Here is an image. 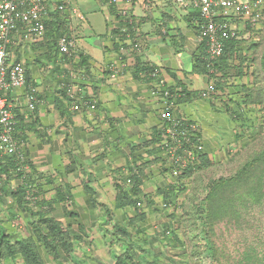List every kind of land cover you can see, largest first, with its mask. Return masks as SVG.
I'll return each mask as SVG.
<instances>
[{
	"label": "crops",
	"instance_id": "obj_1",
	"mask_svg": "<svg viewBox=\"0 0 264 264\" xmlns=\"http://www.w3.org/2000/svg\"><path fill=\"white\" fill-rule=\"evenodd\" d=\"M99 2L105 9V27L94 38L91 50L79 47L75 58L65 56L47 37L42 44L17 41L9 49L11 61L22 63L26 82L8 90L6 96L25 123L20 129L21 149L27 177L38 193L37 202L20 203L10 191L19 184L12 177L0 194L1 225L12 241L29 237L31 222L43 216L65 227L73 244L71 255L61 253L53 260L38 245L42 264H115L127 244L137 251L140 261L136 264H180L185 255L173 249L168 252L173 243L168 235L179 227L180 194L176 199L171 195V203L158 194L160 189L178 187L179 178L165 146L159 141L143 144L163 128L159 114L165 104L152 88L162 87V78L176 92L173 114L199 125V142L217 162L228 159L232 149L236 151L256 134L260 128L257 109L242 105V94L235 86H240L243 77H232V70L222 75L227 87L215 92L207 90L211 79L193 71L199 40L192 1L181 7L172 0H150L149 9L131 0ZM134 4L143 10L141 15L134 13L140 17L139 50L119 32L125 27L124 11H133ZM124 40L127 45L120 49ZM242 46L251 53L250 42ZM80 52L81 58L77 57ZM149 66L154 67L149 71ZM155 69L157 76L151 75ZM71 83L82 95L77 110L65 94ZM29 86L36 88L39 100L31 112L26 107ZM86 99L95 102L93 108L84 105ZM250 130L253 133L248 136ZM138 164L143 165L142 194L152 201L143 205L141 220L137 213L142 210L119 205L117 194V185H126L131 168ZM161 203L172 209H161ZM118 228L126 229L128 236L114 233ZM4 264L24 262L17 255L4 259Z\"/></svg>",
	"mask_w": 264,
	"mask_h": 264
},
{
	"label": "trees",
	"instance_id": "obj_2",
	"mask_svg": "<svg viewBox=\"0 0 264 264\" xmlns=\"http://www.w3.org/2000/svg\"><path fill=\"white\" fill-rule=\"evenodd\" d=\"M193 1V0H188ZM111 10L113 9L112 4L110 5ZM128 14L124 13V26L126 27V30L119 29V32L121 34V37L123 39H129L131 40V47L133 45L137 44L140 48L142 46L141 43V36L139 32V22L137 15L134 14L133 11L128 10ZM195 20H196V31H197V38L199 40V45L197 47L198 53L195 57L194 64H193V71L198 72L199 74H203L207 76L208 78L212 77L213 79L216 78L214 81V89H219L223 85L224 87H227L222 79V75H227L228 71L232 70V77L233 76H239V79L242 77H245L247 73H249L252 78H254L256 75L254 73V70L251 69V65H253L254 62V56L256 54V50L258 48L260 49V42L263 43L264 41V33L262 31L260 32L259 29V35L257 37H253L252 35L245 38V31L240 30L238 33V36L240 38H226L222 40V52L217 57L210 58L206 53V42L204 38L200 37V25H203L204 22H207L205 18H201L199 11L195 8ZM221 17H217L216 20L220 19ZM83 20V19H82ZM46 34L45 37L50 40V42L53 41L54 44H57V39L60 36H69L75 38V32L77 29L75 28L73 22H72V16L70 14V10L67 8L66 10H62L57 12L56 14L52 15V17L47 20L46 22ZM264 24V20L262 22V25ZM77 27L79 25H76ZM247 31L250 30V27L247 26ZM74 34V35H73ZM124 40L123 42V49L125 48L124 45H127V43ZM245 42L251 43V53H249L247 50L245 51L242 46V44ZM43 41H40L37 44H42ZM58 47V46H57ZM253 52V53H252ZM60 53V52H59ZM75 54H62V55H71L75 58ZM83 53L80 52L77 54V57H80ZM81 58V57H80ZM210 58V59H209ZM259 63L261 70L264 71V47L262 48V54L260 55ZM258 61L257 59H255ZM82 63V61H80ZM154 66H149V71L152 70ZM214 69L216 73H212L210 70ZM75 73L77 72L76 69L74 70ZM73 71V72H74ZM197 73V74H198ZM220 74V76H218ZM218 76V78L216 77ZM238 87L239 90H236L242 94V105L245 108H255V105L260 103L261 100H264V93L262 92V88L253 89L252 87H248L247 84L241 83ZM224 89V88H223ZM223 91H227L225 88ZM185 92V91H183ZM66 94V93H65ZM155 95L160 96L161 91L157 90ZM187 95V93L185 94ZM67 96V95H66ZM68 97V96H67ZM69 98V97H68ZM71 99V98H69ZM72 100V99H71ZM87 104L89 105H95L94 101L85 100ZM84 102V100H83ZM80 103V102H79ZM85 105V104H84ZM89 105H85L86 107H90ZM165 109V106L163 110ZM61 112V111H60ZM160 118L161 113L159 114ZM17 122H16V133L17 136L20 138V129H23L25 127V123L23 121V117H19L17 115ZM163 121V128L160 135L152 136L151 139L146 140L143 144L150 145L151 143H155L159 141V144L161 146H165V149L168 148L169 145V139L167 138V133L165 131V127H167L169 124L166 122V120L162 119ZM24 125V126H23ZM198 125V124H197ZM184 129L187 130V133H192L193 139L195 140V146L199 145V149L194 154L196 159L199 160V164L195 165L194 162L190 163L189 165L179 168L176 165H173L172 171L176 172L175 175L179 178L180 181L186 176L190 177L191 173H193V170H208L211 168H219L218 165H226L229 162L232 161V159H241V149L245 148L246 145L249 147L254 142L255 139H257L263 132L262 125L260 124V128L256 132L254 136H251L243 145L238 148L235 152L230 154L229 158L220 161L219 163L217 161L211 160L207 153L204 152L203 146L201 142H199V136L201 135V129L198 125V129L196 132L195 130L187 129L186 127L179 128L178 131L181 133H184ZM19 132V133H18ZM157 131H155L156 134ZM181 133H179V138H181ZM171 134H169L170 136ZM165 140V142H164ZM252 153L250 155H247L246 159H241L242 163L243 161L245 163L242 164L239 169H237V172L229 177H217V179H212V183L215 182L216 186H224V185H230L233 182H238L241 177H243L245 174H248V170L252 167H255L256 169L261 168V164H259L260 160H262L263 157H261V153L263 151H259V153H256L254 151H251ZM254 152V153H253ZM148 165V164H147ZM196 166V167H195ZM260 166L259 168H257ZM142 175H143V165L138 164L137 166H134L131 168V171L129 175L127 176L126 185H117V194L119 195V205L124 206H133L138 211H141V213H137V219L141 220L145 216V212H143V209L147 204H152V201L149 197H147L146 194H142V188H141V182H142ZM16 176H23V173H16V164L12 158H9L7 156L3 157L0 161V194L1 191L3 192V189L5 186L10 185V179ZM248 176V175H246ZM185 177V178H186ZM178 180V187H172L169 188V190H159L158 194H163L165 197V202H172L171 195H174V199L178 198V195L181 193L182 190H184V185L181 184V182ZM125 186V187H124ZM175 190H177L175 194ZM13 197H18L20 200V203H25L30 201L31 197H35L37 202V193L36 186L33 183V180L29 177L26 178L23 181V183H20L16 186V188L10 190ZM4 192H6L4 190ZM216 190L211 191V194H215ZM169 194V195H168ZM153 196V195H152ZM151 196V197H152ZM169 197V198H168ZM29 198V199H28ZM169 202V203H171ZM139 203V205H138ZM145 205V206H143ZM143 206V207H141ZM180 210L178 213V219L179 224L183 221V216L181 211L186 210L187 214L192 215L193 221L191 222L192 227L186 226L190 232L188 234H185V228L183 226H179L178 228L174 229L172 232L170 231V234L168 235V238L173 241L172 244H170L172 247H184V251L181 252V254L185 255L184 259L180 261V264H215L218 263V260L220 259L219 253H218V247L215 245L210 238L211 236V229H213L214 221L210 217L211 213L205 218V220L200 219L198 215L199 211L196 210L197 207H200L197 205V203H188L181 204L177 206ZM186 207V209H185ZM161 208V207H160ZM208 209L212 210V206L210 203H208ZM206 214V211H205ZM178 224V225H179ZM189 224V223H188ZM182 225V224H180ZM181 229V230H179ZM178 231H182L181 234L178 233ZM120 232V234L123 236H128L127 230L123 228H118L117 231L114 233ZM118 236V235H117ZM187 242L189 245H187ZM38 245H40L45 253L49 255L53 260H56L61 253H65L68 255H71V252L73 250V244L71 242V236L69 235V232L66 230L65 227H63L57 220L54 218H51L49 216H43L39 219H36L31 222V235L29 237H26L21 240L12 241L10 238V234L5 231V229L1 225L0 220V264H4V259L14 257V256H21L24 264H42V260L40 258L39 252H38ZM220 250V249H219ZM137 251L135 248H133L132 245L127 244L124 248V251L117 255L115 259V264H136L140 260L137 258ZM182 258V256H181ZM253 260L250 257H246V260L243 262V264H254L252 262ZM44 262V261H43ZM257 264V263H256Z\"/></svg>",
	"mask_w": 264,
	"mask_h": 264
},
{
	"label": "built area",
	"instance_id": "obj_3",
	"mask_svg": "<svg viewBox=\"0 0 264 264\" xmlns=\"http://www.w3.org/2000/svg\"><path fill=\"white\" fill-rule=\"evenodd\" d=\"M73 1L0 0V161L5 156L12 158L16 162L17 172L24 169L25 156L21 149L23 141L17 136V114L12 103L8 101L6 92L24 85L26 78L22 63L19 61L10 62L9 49L17 41L28 44H37L43 41L46 34L45 22L59 11L68 8L72 16V22L74 15L81 20L84 19L83 15L74 6ZM108 1L117 3L118 0ZM131 1L135 3L141 0ZM174 1L181 7H186L189 4L188 0ZM140 3L144 9H148L151 2L150 0H142ZM192 4L198 9L201 18L208 20L200 25L199 32L200 37L204 38L207 43L206 53L210 58L221 54L222 40L228 37L240 38L238 36L239 31H245L247 26L250 27L248 33H253L264 19L263 0H193ZM124 13L128 14L126 11ZM219 16L221 18L216 20ZM121 29L125 31L126 27ZM57 46L61 54H74L77 49L76 40L73 36L58 37ZM133 48L139 50L137 44L133 45ZM120 49H123V46ZM158 73L159 70L155 69L151 72V75L157 76ZM160 83L165 84L164 79L160 78ZM163 85V88H152V93L155 94L157 90L161 91V98L165 104V109L161 111V117L169 124L165 127L169 139L167 152L172 164L182 168L197 161L194 154L200 147L199 145L195 146L193 132L187 133V130L184 129L186 131L184 134L179 132L178 129L186 127L188 130L191 129L196 132L198 125L173 114L172 111L175 109L174 94L168 86ZM76 87V84L71 83L65 89L66 95L73 100L74 110L79 109V98L82 97L81 91ZM36 93V88L29 86L26 94V107L30 112L35 110L39 101ZM83 103L89 105L86 101ZM89 106L94 107V105ZM22 115L25 116V113L22 112ZM179 133H181V138L178 137ZM169 134L171 135L169 136ZM31 199L35 201V197Z\"/></svg>",
	"mask_w": 264,
	"mask_h": 264
},
{
	"label": "rangeland",
	"instance_id": "obj_4",
	"mask_svg": "<svg viewBox=\"0 0 264 264\" xmlns=\"http://www.w3.org/2000/svg\"><path fill=\"white\" fill-rule=\"evenodd\" d=\"M172 2L179 6L174 0ZM73 4L84 17L81 20L75 15L73 16V24L77 29L75 32L77 48L83 47V49L89 51L92 49L94 38L99 36L105 27V9L101 7L99 0H74ZM132 8L137 15L143 13L138 4L132 5ZM151 13L154 15V12L151 11ZM261 31L264 33V24L260 28ZM248 36L250 35L245 34V38ZM259 46L260 49L256 50L254 62L251 65V69L254 70L256 76L252 78L247 73L242 80L248 87L253 89L262 88L264 93V71L261 70L258 59L262 54L264 41L263 43L260 42ZM12 60H16V57ZM41 60L43 61V56H41ZM10 62L14 61L10 59ZM255 109H257L258 114L257 121L262 125L263 132L254 140L251 146L246 145L245 148L241 149V159H246L245 157L250 155L251 151L259 153L264 149V100L256 104ZM252 133L253 131H248V136ZM231 151L232 153L235 152L233 149ZM261 157L263 158L259 162L262 165L260 169L254 168V165L247 171L248 174L241 177L238 182H233L230 185L216 186L215 182L212 183V179H217L219 176L229 177L235 174L237 169L245 163L244 161L242 163L239 158L232 159L226 165H218L219 168H211L205 171H203L204 169L193 170L190 177L185 176L186 178L184 177L180 181L185 189L179 195V202L186 205L197 203L200 206L196 208L199 211L197 216L202 220L207 218L205 215L211 213L210 217L215 223L212 226L213 229H211L212 237L210 240L218 247L219 264H243L246 257H250L254 264H264V152L261 153ZM199 162L198 160L197 163ZM213 190H216V193L212 195L211 191ZM208 203L212 206V210L208 209ZM166 209L171 210L172 206L170 205ZM181 213L185 216H183V221L180 223L182 225L179 224V226H183L185 234H188L190 230L186 226L192 227L193 217L187 214L186 210H182ZM2 227L4 228L3 225ZM187 245H189L188 242ZM168 252H172L171 248Z\"/></svg>",
	"mask_w": 264,
	"mask_h": 264
},
{
	"label": "clouds",
	"instance_id": "obj_5",
	"mask_svg": "<svg viewBox=\"0 0 264 264\" xmlns=\"http://www.w3.org/2000/svg\"><path fill=\"white\" fill-rule=\"evenodd\" d=\"M150 6H151V3H150ZM150 6H149V8H150ZM148 8V9H149ZM197 9V8H196ZM131 10V9H130ZM198 10V9H197ZM264 20V19H263ZM263 20L259 23V25H258V27H257V29L256 30H254L253 31V33H248V31L247 30H245V34H249V35H252L253 37H257L258 35H259V29L262 27V22H263ZM245 37V36H244ZM251 37V36H250ZM140 48V47H139ZM25 71V70H24ZM212 73H216L215 71H214V69H212V70H210ZM218 76H220V74H218ZM218 76H216L217 78H218ZM25 78H26V72H25ZM206 78L207 79H211L210 81H209V85H208V91L209 92H215V89H214V81L216 80V78L215 79H213L212 77H210V78H208L207 76H206ZM171 89V88H170ZM171 91L173 92V90L171 89ZM177 92H182L181 91V88H178V91ZM173 94H176V92H174ZM174 96V95H173ZM174 104H175V109H176V103H175V101H174ZM178 104V103H177ZM174 109V110H175ZM180 117H183V116H180ZM184 118V117H183ZM185 119V118H184ZM186 121H188V122H192V121H189V120H187V119H185ZM195 123V122H194ZM197 124V123H196ZM167 150V149H166ZM168 153V152H167ZM169 154V153H168ZM198 161V160H197ZM197 161H195L194 162V164H196L197 163ZM15 162V161H14ZM15 164H16V162H15ZM197 164H199V163H197ZM23 166H24V169L21 171V172H17L16 171V173L18 174V173H23V176H21V177H19V176H16L15 178L19 181V184L20 183H23V181H24V179H25V176H26V178H27V176H28V173H29V171H26V169H27V162H26V158H25V162L23 163ZM175 174H176V172H174ZM0 183H1V180H0ZM32 198V197H31ZM30 198V200H32ZM34 198V197H33ZM29 199V198H28ZM35 201H36V198H35ZM138 205H139V203H138ZM160 207H161V209H166L167 207H168V204H166V203H161L160 204ZM171 247V249H173V250H175V254H178V253H180V252H183L184 251V247L182 248V247H172V246H170ZM178 249H181V250H178ZM179 251V252H178Z\"/></svg>",
	"mask_w": 264,
	"mask_h": 264
}]
</instances>
